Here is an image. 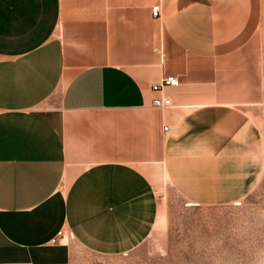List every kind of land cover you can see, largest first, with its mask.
I'll return each instance as SVG.
<instances>
[{"label": "crops", "instance_id": "1", "mask_svg": "<svg viewBox=\"0 0 264 264\" xmlns=\"http://www.w3.org/2000/svg\"><path fill=\"white\" fill-rule=\"evenodd\" d=\"M260 16L261 0H0V264H68L59 230L131 249L165 185L194 204L247 193ZM169 74L172 106L150 107Z\"/></svg>", "mask_w": 264, "mask_h": 264}, {"label": "rangeland", "instance_id": "2", "mask_svg": "<svg viewBox=\"0 0 264 264\" xmlns=\"http://www.w3.org/2000/svg\"><path fill=\"white\" fill-rule=\"evenodd\" d=\"M255 45L257 49L246 54L257 64L263 85L262 99L252 106L263 145L262 153L250 163L247 193L232 202L194 204L165 185L157 192L158 219L144 241L107 254L92 251L62 232L56 242L69 247L68 264H264V0Z\"/></svg>", "mask_w": 264, "mask_h": 264}, {"label": "built area", "instance_id": "3", "mask_svg": "<svg viewBox=\"0 0 264 264\" xmlns=\"http://www.w3.org/2000/svg\"><path fill=\"white\" fill-rule=\"evenodd\" d=\"M151 13L154 17L160 15V4H154L151 7ZM179 79L174 74L164 75L160 79L153 81L150 84L152 90L157 91L158 94L154 96L151 100L150 107L156 109H165L172 106V100L168 94L165 93L164 88L167 85H178ZM168 130V125L163 126V131L166 132ZM62 234V230L58 231V235ZM56 237L52 239L55 241Z\"/></svg>", "mask_w": 264, "mask_h": 264}]
</instances>
